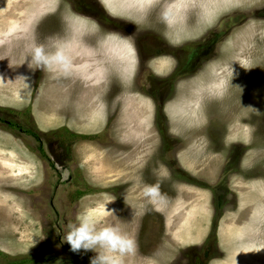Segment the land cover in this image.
I'll use <instances>...</instances> for the list:
<instances>
[{
  "label": "rangeland",
  "instance_id": "obj_1",
  "mask_svg": "<svg viewBox=\"0 0 264 264\" xmlns=\"http://www.w3.org/2000/svg\"><path fill=\"white\" fill-rule=\"evenodd\" d=\"M118 1L0 0V118L24 132L0 124V264H90L63 237L105 209L136 241L124 264H264V0ZM33 39L70 71L33 70Z\"/></svg>",
  "mask_w": 264,
  "mask_h": 264
},
{
  "label": "clouds",
  "instance_id": "obj_2",
  "mask_svg": "<svg viewBox=\"0 0 264 264\" xmlns=\"http://www.w3.org/2000/svg\"><path fill=\"white\" fill-rule=\"evenodd\" d=\"M29 64L34 65L33 70L63 73L69 72L71 67V61L62 46L56 43L46 46L35 42V39L30 47ZM142 195L150 204H158L165 199L159 184L145 185ZM107 212L111 211L105 209L100 214L94 210L82 211L74 222L68 224V231L63 237L73 252H95L90 264H124V257L135 253L137 248L135 239L121 228L115 225L99 227L101 216Z\"/></svg>",
  "mask_w": 264,
  "mask_h": 264
},
{
  "label": "bare ground",
  "instance_id": "obj_3",
  "mask_svg": "<svg viewBox=\"0 0 264 264\" xmlns=\"http://www.w3.org/2000/svg\"><path fill=\"white\" fill-rule=\"evenodd\" d=\"M105 1H107V0H105ZM109 1H112V0H109ZM120 1V0H119ZM118 1V2H119ZM124 1V0H123ZM122 0L120 1V2H123ZM166 1V0H165ZM211 1H213L212 2V4H214L215 6H216V8H215V10H214V12L220 7V4H223V3H226V4H228V3H232L231 2V0H228V1H219V0H211ZM234 1V0H233ZM235 1H237V0H235ZM144 2V0H131V6H133V5H140L141 3H143ZM152 2V1H151ZM194 2H203L204 4H206V5H208V3H211L210 2V0H195ZM186 3V0H171V1H166V6L167 7H174V8H176V7H178V8H180V7H182V5L183 4H185ZM124 4L125 5H127V6H129L128 4H127V2L125 3L124 2ZM160 4V3H159ZM119 5H121L120 3H119ZM126 6V7H127ZM159 6H161V5H159ZM213 6V5H212ZM217 6H219V7H217ZM111 7V6H110ZM117 8H119L118 7V5L116 6ZM122 7V6H121ZM123 7H125V6H123ZM162 7H164V6H161V9H162ZM206 7V6H205ZM131 8V7H130ZM178 8H177V12H178ZM183 8V7H182ZM200 8V7H199ZM213 8V7H212ZM120 9V8H119ZM123 9V8H122ZM127 9V8H126ZM125 9V10H126ZM190 9V8H189ZM118 10V9H117ZM166 10V9H165ZM164 10V11H165ZM176 10V9H175ZM203 10H204V8H203ZM211 10V9H210ZM134 11V10H133ZM163 11V10H162ZM163 11V12H164ZM197 11V10H196ZM195 11V12H196ZM217 11H219V10H217ZM116 12V11H115ZM119 12H121V11H119ZM123 12H125V11H123ZM122 12V13H123ZM188 12H189V10H188ZM212 10L211 11H209V12H206V13H204V18H205V20H207V19H211V18H214L213 17V13H214ZM128 13V12H127ZM133 13V12H132ZM198 13V12H197ZM124 14H126V12L124 13ZM129 14H131V13H129ZM128 14V15H129ZM135 14H137V13H135ZM178 14H179V12H178ZM180 15V14H179ZM130 16H132V14L130 15ZM197 17V16H196ZM136 18H138V17H136ZM140 18V17H139ZM190 18V17H189ZM203 18V17H202ZM188 19V18H187ZM196 20V19H195ZM201 20V19H200ZM190 23V22H189ZM197 23V22H196ZM193 26H195L194 28H190L189 30L191 31H193V33H195L194 32V30L193 29H195L196 30V28H201V24H192ZM188 26V25H187ZM193 26H191V27H193ZM252 26H254L255 28H257V27H260V25H253L252 24ZM183 27H185V26H183ZM169 28V27H168ZM172 28V27H171ZM176 28V27H175ZM175 28H174V30H175ZM181 28V27H180ZM179 28V29H180ZM177 29H178V27H177ZM186 29V28H185ZM77 30V31H76ZM182 30V29H181ZM202 30V29H201ZM75 34H74V36L76 37V41H75V43H74V45L75 46H73V49H72V47H71V49L72 50H74L73 52H75V51H78L79 49H81L82 50V52H84V51H87L88 52V55L87 56H93L92 55V53L94 54V51H92V48H91V44H90V42H87L85 39H84V37H83V35H82V33H79V30H78V28L77 29H75ZM165 31V30H164ZM187 31V30H186ZM166 32H168V30L166 31ZM172 32V31H171ZM171 32H169V33H171ZM177 32V31H176ZM175 33V32H174ZM174 33H172L173 35H174ZM192 33V34H193ZM95 34H96V32H95ZM177 34V33H176ZM182 34V33H181ZM180 34V35H181ZM170 35V34H169ZM187 35V34H186ZM172 36V35H171ZM176 36V35H175ZM184 37V36H183ZM99 38H104L103 37V35L102 36H100ZM171 38V37H170ZM174 38V37H173ZM181 38V37H180ZM105 39V38H104ZM129 42L126 40H124L123 41V43L121 42V41H119V44H120V46L121 47H119V46H117V48H116V50L119 52V54H120V57H121V62H122V70H123V72H125L126 74H129V72H131V70H132V68H133V63H134V60H133V57H134V55H133V52H132V50H131V46H130V43L128 44ZM244 44V43H243ZM242 45V44H241ZM70 49V50H71ZM242 50H240L239 49V53H238V55L240 54V52H241ZM68 52H70V51H68ZM244 53V52H243ZM69 54V53H68ZM72 56V55H71ZM123 56V57H122ZM247 58H248V56H246ZM72 58V57H71ZM94 58V57H93ZM92 59V58H91ZM246 59V58H245ZM94 61H95V59H94ZM109 61V60H108ZM232 62L234 61V60H231ZM120 62V61H119ZM231 62V63H232ZM167 63V61L166 60H164V61H162V64H166ZM107 64H109V62L107 63ZM105 65V64H104ZM217 66L219 67L220 65L219 64H217ZM221 67V66H220ZM8 74V73H7ZM218 77V76H217ZM220 78V77H219ZM219 83H215V86L217 87V89L219 90ZM129 96V95H128ZM135 96V97H134ZM134 97V98H133ZM137 98H139V97H137L135 94H133V96H131L130 97V99H125V101L124 102H133L135 105H136V102H137V104H139L138 103V100H137ZM123 99V100H124ZM141 103V102H140ZM141 104H143V103H141ZM139 106H141V105H139ZM138 107V106H137ZM141 112V111H140ZM143 113V112H142ZM198 114H200V115H197V117L195 118L196 120H198V119H200L201 118V114H202V112L200 113H198ZM144 118V117H143ZM143 118H141V119H143ZM4 163V162H3ZM14 164V163H13ZM8 167V166H7ZM19 168V167H18ZM20 169V168H19ZM9 170V169H8ZM11 171V170H10Z\"/></svg>",
  "mask_w": 264,
  "mask_h": 264
},
{
  "label": "flooded vegetation",
  "instance_id": "obj_4",
  "mask_svg": "<svg viewBox=\"0 0 264 264\" xmlns=\"http://www.w3.org/2000/svg\"><path fill=\"white\" fill-rule=\"evenodd\" d=\"M99 2V1H98ZM260 8H263V10H264V5H262ZM256 10H258V9H256ZM90 14V13H89ZM94 15V16H93ZM89 16H91L93 19H95V18H97L96 16H95V14H90ZM94 22V24L96 25V26H98V24L99 23H101V22H99V21H97L96 23H95V21H93ZM102 24V23H101ZM211 61V60H210ZM0 115H1V113H0ZM5 122V125L8 127V128H10L11 130H14L15 128L18 130V131H22V133H24L23 132V129L22 128H20V126H18V125H14V124H12L11 122H9V121H4V120H1V118H0V124H3ZM67 136H69L71 139H73V138H75L76 137V135H73L72 133H67V135H66V137ZM204 248V250H206L207 249V247H203Z\"/></svg>",
  "mask_w": 264,
  "mask_h": 264
}]
</instances>
